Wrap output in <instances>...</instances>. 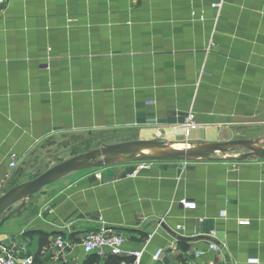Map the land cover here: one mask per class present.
I'll use <instances>...</instances> for the list:
<instances>
[{"label": "crops", "instance_id": "1", "mask_svg": "<svg viewBox=\"0 0 264 264\" xmlns=\"http://www.w3.org/2000/svg\"><path fill=\"white\" fill-rule=\"evenodd\" d=\"M210 4L0 3L3 192L32 180L27 166L50 149H81L66 161L128 141L264 147V0H228L221 11ZM190 114L197 128L186 141ZM11 154L20 158L15 171ZM227 156L152 162L135 178L137 163L98 169L102 181L97 170L71 173L0 223V245L35 264H117L81 245L105 224L126 250L143 251V264H264V160ZM183 199L197 208L184 209ZM212 231L226 245L221 255L209 250ZM59 234L70 245L63 255L53 248Z\"/></svg>", "mask_w": 264, "mask_h": 264}, {"label": "water", "instance_id": "2", "mask_svg": "<svg viewBox=\"0 0 264 264\" xmlns=\"http://www.w3.org/2000/svg\"><path fill=\"white\" fill-rule=\"evenodd\" d=\"M235 149H244L247 152L239 156H227ZM149 150H157L158 153L147 154L146 151ZM217 154L226 155V159L231 162H244L250 158L264 160V147L250 140L208 143L193 148H175L173 145L161 140L128 141L104 145L99 149L61 162L39 177L16 185L1 195L0 223L13 218L46 187L55 184L74 172L98 170L117 164L212 160ZM16 205L18 206L15 208Z\"/></svg>", "mask_w": 264, "mask_h": 264}, {"label": "built area", "instance_id": "3", "mask_svg": "<svg viewBox=\"0 0 264 264\" xmlns=\"http://www.w3.org/2000/svg\"><path fill=\"white\" fill-rule=\"evenodd\" d=\"M8 0H0V3H6ZM211 2V7L214 10L221 11L228 0H209ZM203 20L204 17L201 16ZM213 45V44H212ZM197 128V124L195 123V118L193 114H190L186 123L184 124V139L188 141L191 132ZM9 162V167L12 171H15L19 167L20 158L16 154H11ZM152 162H141L137 163L135 168L129 174V177L135 178L139 175L140 172L147 170L151 166ZM94 176L97 180L102 181L103 175L102 172L97 170L94 173ZM4 182L0 184V196L4 194ZM180 204L186 210H195L197 208V204L195 202L183 199L180 201ZM226 212H222L221 216L225 217ZM251 224L250 221L241 220L239 221V225L241 226H249ZM209 250L215 254H223L226 245L222 244L217 239V232L212 231L209 235ZM152 236H149L151 239ZM126 240L124 236L119 234L112 233L105 224L95 232H91L87 234L82 240V247L86 254H97L99 256L111 255L114 257H119L121 260L118 264H143L144 253L141 250H126L125 249ZM53 248L57 252L58 255H63L70 248L69 242L66 240L63 234H59L56 236ZM164 253L163 249H158L153 254V261L158 263L162 255ZM0 264H35V260L32 256L27 257H18L14 253L12 249L5 245H0ZM215 264V263H209Z\"/></svg>", "mask_w": 264, "mask_h": 264}, {"label": "rangeland", "instance_id": "4", "mask_svg": "<svg viewBox=\"0 0 264 264\" xmlns=\"http://www.w3.org/2000/svg\"><path fill=\"white\" fill-rule=\"evenodd\" d=\"M113 141V139H108V142ZM175 148H184L183 146H174ZM70 150L69 154L64 156V152L66 150ZM72 148H56V149H50L43 152L42 157L37 158L35 161H33L29 166H27L26 171L31 173V178L35 179L42 175L43 173L47 172L54 166L58 165L61 162H64L67 157L70 155H73V153H77L81 149H72ZM247 151L244 149H235L232 150L228 155H237L239 153H246ZM216 156L224 157L226 155L223 154H217ZM32 179V180H33Z\"/></svg>", "mask_w": 264, "mask_h": 264}, {"label": "bare ground", "instance_id": "5", "mask_svg": "<svg viewBox=\"0 0 264 264\" xmlns=\"http://www.w3.org/2000/svg\"><path fill=\"white\" fill-rule=\"evenodd\" d=\"M183 146V145H182ZM183 147H190V146H183ZM147 154H157L158 151L157 150H149V151H146Z\"/></svg>", "mask_w": 264, "mask_h": 264}, {"label": "trees", "instance_id": "6", "mask_svg": "<svg viewBox=\"0 0 264 264\" xmlns=\"http://www.w3.org/2000/svg\"><path fill=\"white\" fill-rule=\"evenodd\" d=\"M118 258H119V257H118ZM120 260H121V258H120ZM120 260H119V261H120ZM119 261L117 262V264L119 263Z\"/></svg>", "mask_w": 264, "mask_h": 264}]
</instances>
